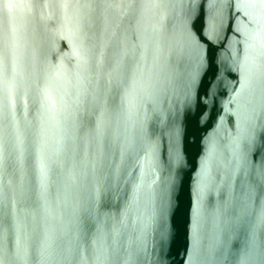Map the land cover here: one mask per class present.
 Here are the masks:
<instances>
[{
	"label": "water",
	"instance_id": "1",
	"mask_svg": "<svg viewBox=\"0 0 264 264\" xmlns=\"http://www.w3.org/2000/svg\"><path fill=\"white\" fill-rule=\"evenodd\" d=\"M0 264H264V0H0Z\"/></svg>",
	"mask_w": 264,
	"mask_h": 264
}]
</instances>
